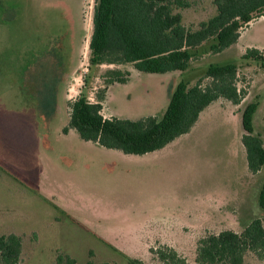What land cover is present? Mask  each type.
I'll return each instance as SVG.
<instances>
[{
    "label": "rangeland",
    "instance_id": "obj_1",
    "mask_svg": "<svg viewBox=\"0 0 264 264\" xmlns=\"http://www.w3.org/2000/svg\"><path fill=\"white\" fill-rule=\"evenodd\" d=\"M96 4L97 0H0V237L20 240L18 264H66L69 259L75 264H163L157 254L164 247H171L186 264H197L199 240L216 234L208 229L232 228L241 233L251 220H264V210L258 206L254 216L237 221L221 219L213 208L203 220L173 226L172 232L159 229L154 225L159 220H191L206 210H196L193 203L183 201V194L172 199H161L162 195L158 202L148 200L144 206L129 201L130 208L124 209L128 200L119 196L141 186L124 180L114 182L113 187L105 185L101 173L94 171H101V163L85 158L91 149L105 148L81 140L73 129L64 132L69 123L68 103L80 95L95 102L105 93L101 102L104 118L161 116L168 91L180 77L192 87L203 80L209 64L236 62V85L245 90L244 99L237 106L219 100L205 114H227L234 127L232 116H238L246 104L264 100V62H246L239 50L215 56L210 53L213 41L209 40L192 50L185 74H148L136 71L132 64L90 65L88 44ZM173 13L181 16L186 30L195 31L216 14V7L213 0H198ZM253 22L252 33L264 40V17ZM108 69L129 72L130 84H116L108 94L102 77ZM208 82L203 80L202 85ZM224 122L209 118L198 138L221 142L227 131L222 128ZM255 125L264 145V103ZM212 128L223 132L213 135ZM236 139L229 143L235 144ZM173 172L175 182H206L208 198L224 197L219 183L234 176L230 168L214 170L188 163ZM242 172L249 182L255 179L256 190L261 189L264 167L255 176ZM111 190L119 195L114 198ZM199 194L205 196L202 190ZM242 264L264 261L247 252Z\"/></svg>",
    "mask_w": 264,
    "mask_h": 264
},
{
    "label": "trees",
    "instance_id": "obj_2",
    "mask_svg": "<svg viewBox=\"0 0 264 264\" xmlns=\"http://www.w3.org/2000/svg\"><path fill=\"white\" fill-rule=\"evenodd\" d=\"M189 1L97 0L88 44L90 65L132 64L136 71L148 74L185 71L193 58L191 50L212 40L210 53L218 54L236 43L251 22L264 17V0H213L216 15L201 22L197 30L190 31L182 26L181 16L173 13L174 6L185 8ZM243 58L264 62V50L247 49ZM102 77L108 87L127 83L130 73L108 69ZM202 78L209 82L202 85L203 80H199L188 87L180 81L161 116L137 120L104 118L101 102L105 93L95 102L80 95L68 103L69 123L64 132L73 129L85 142L126 155L160 150L188 133L200 113L213 102L223 98L238 105L246 95L245 90L237 88V66L234 64H211ZM257 107L258 102L253 101L242 112V144L252 174L264 165L263 141L254 135L252 126ZM258 202L264 210V185ZM20 252L21 242L17 237H0L1 264H18ZM247 252L264 261L262 219L252 220L241 233L223 231L202 238L196 249V263L242 264ZM157 256L163 264H186V260L170 247L160 249ZM66 264L75 262L69 259Z\"/></svg>",
    "mask_w": 264,
    "mask_h": 264
},
{
    "label": "crops",
    "instance_id": "obj_3",
    "mask_svg": "<svg viewBox=\"0 0 264 264\" xmlns=\"http://www.w3.org/2000/svg\"><path fill=\"white\" fill-rule=\"evenodd\" d=\"M196 1L198 0L189 1L188 6L185 8L176 7V6H174L173 8L186 9L191 7V5ZM254 23L255 22L250 23L249 27L240 33V36L236 41V43H234L224 51L215 54V56L219 57L221 55H230L232 54L233 51L239 50L240 58L244 59L243 55L245 54V51L247 49L254 48L258 50H264V40L258 37L257 35H255L254 33H252L251 31ZM244 60L246 62H258L253 59H244ZM235 63H228V64L236 65ZM213 65H219V64H213ZM222 65H227V64H222ZM187 70L188 68L185 71H179V72L181 74H185ZM175 72L178 71H174L170 73H175ZM179 81H183L187 83L185 80H183V77H180ZM130 82L131 79L130 81L122 85H128L130 84ZM178 83L179 82H177L176 85ZM116 84L117 83L109 85L107 87L108 94L110 93L111 88H113L114 85ZM175 87L172 88L171 91H168L167 104L170 95L172 94ZM222 99L223 98H220L217 101ZM217 101L210 104L200 113L198 120L192 126V128L188 133L176 138L174 141H172L170 144L166 145L164 148L160 150L150 152L144 155H125L116 150L91 149L89 155H87L85 158L88 159L89 162L98 161L101 163L102 166V168H100L101 171L96 169L94 171L98 172L99 174L101 173L105 185L109 184L113 187L114 182L123 181V180L135 181L139 183L141 188H137L134 191L128 189L124 191V194L120 195L121 197L119 196V199L123 200V198H125L126 200H128L124 202V204L127 202L128 205H124V206H122L123 204L121 205L124 209L130 208L131 204L129 203L132 202L129 201H134L138 206H144L148 200H151V202L152 201L158 202L160 200L159 197L162 195L163 196L161 197V199H172L173 196L182 197L184 195L185 198H183V201H185L186 199L189 203H193L196 210L197 208H199L200 210L201 209L206 210L205 212H200V214L197 217H195V219H191V220H181L178 219V217H174V218L169 217V219L165 218V220L163 221L161 220L157 221L154 225L157 226L159 229L161 228L163 231L172 232L173 226L190 225L192 222H194V220H203L204 218H207L208 213L212 211L213 208L220 213L221 219L230 217L231 219H236L238 221L239 217H241L244 218L242 220L245 221V219L254 216V213L258 210L259 195L263 188L262 186L261 189L256 190L254 183L255 179H252L249 182L247 177L242 172L243 170L248 175L255 176L248 169L246 152L242 144V137L244 135V131L242 128V112L249 103L246 104V106L242 110H240V114H238V116L236 117L232 116L234 117L235 120L234 123L235 126L233 127L231 124V120H232L231 116L227 114L219 113L215 116H210V117L205 116L207 110H209L211 106ZM257 102H258V107L252 118V126L254 130V135H258L262 139L261 135L256 132L255 120L260 110V107L264 103V100L263 102H259V101ZM211 117H219L221 119L223 118V120L225 121L223 125L225 127L222 126V128L227 129L224 138L221 137L220 138L221 142H218L216 144H214L211 141L208 142L203 138H198L197 136L200 132V128L202 124H204L205 121H207ZM217 130L218 132L215 130V128H212L211 132H213V135L220 133V131L223 132L218 128ZM73 131L75 130H71V132ZM233 137L234 138L237 137L236 141H234L235 144L229 143L230 139H232ZM185 142L186 143L190 142L191 148L185 149L186 147ZM186 163H188L189 166L200 165L202 167L210 168L214 170L229 169V168L232 169V171H234L233 178H231V180L229 181L223 179L219 183V188L222 191H224V194H222L224 195V197L217 198L216 196H214V198L212 197L208 198L207 196L210 190L207 188L206 182L204 183L200 182L194 185H190L189 182L187 183L182 179L175 182L173 179L174 178L173 170L176 168L184 169L186 167ZM263 167L264 165L262 166V168ZM97 177L102 178L99 175H97ZM98 181H100V179H98ZM143 185L145 186V189L142 188ZM112 187L111 189H113ZM201 190L202 193L205 194V196H201L199 194V192L201 193ZM111 192L113 193L111 196H113L114 198L117 195H119L118 193H116L115 190L114 191L111 190ZM145 194L146 196L144 197ZM222 205H224L226 208L223 207ZM190 217L192 218V216ZM175 221L178 223V225H174ZM250 222H248L246 226ZM208 230L213 231L216 234L223 231H232L237 233V231L233 230L232 228L219 229L216 231L211 229Z\"/></svg>",
    "mask_w": 264,
    "mask_h": 264
}]
</instances>
